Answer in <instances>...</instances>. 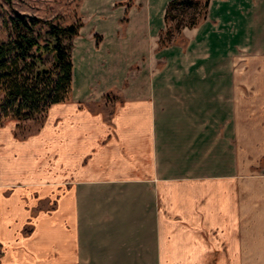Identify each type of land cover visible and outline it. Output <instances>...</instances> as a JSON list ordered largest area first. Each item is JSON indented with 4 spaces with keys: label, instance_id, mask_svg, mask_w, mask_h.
Instances as JSON below:
<instances>
[{
    "label": "crops",
    "instance_id": "obj_1",
    "mask_svg": "<svg viewBox=\"0 0 264 264\" xmlns=\"http://www.w3.org/2000/svg\"><path fill=\"white\" fill-rule=\"evenodd\" d=\"M209 1L170 67L141 39H75L67 98L30 132L0 124L6 264H264V133L237 110L264 82L216 66L252 47V12Z\"/></svg>",
    "mask_w": 264,
    "mask_h": 264
},
{
    "label": "rangeland",
    "instance_id": "obj_2",
    "mask_svg": "<svg viewBox=\"0 0 264 264\" xmlns=\"http://www.w3.org/2000/svg\"><path fill=\"white\" fill-rule=\"evenodd\" d=\"M159 0H0V38L6 37V21L9 16L13 14L14 10H19L28 14H35L39 17L52 20L54 23L69 25L72 23H81L78 34L73 37L72 54L74 52L75 39H95L93 42L96 48L101 52L106 49L111 50L118 46L114 44L112 39H120L122 42L126 41V46L132 39H141V48L144 46L145 55L148 52L153 53L156 47V55L158 57L157 67H170L169 61L164 58L166 49L164 46L172 44H180L186 46L188 37L182 31V36H179L175 42L168 45H160L157 41L160 32L165 27L164 12L165 3L158 2ZM169 1V0H167ZM166 1V3H168ZM210 4V2H209ZM230 4H238L249 7L248 10L252 12L253 25V39L252 47L245 51L241 45L238 44L237 54L227 59H222L221 68L240 67L249 68L248 75L237 76V82H244V79H251L253 84H260L264 82V0H230ZM210 6V5H209ZM206 12L208 17L209 12ZM198 23V24H199ZM197 24V25H198ZM195 26V25H194ZM192 27V26H191ZM187 28V27H185ZM184 30V29H183ZM144 39V40H143ZM156 39V40H155ZM144 41V42H143ZM156 41V44H155ZM142 49V53L144 50ZM98 50V51H99ZM245 52V54H244ZM172 55L171 53H169ZM144 55V57H145ZM211 62L204 65L212 67ZM189 66H197L189 64ZM224 78V77H222ZM228 79V77H227ZM254 89V88H253ZM255 90V89H254ZM253 96L245 102H238V114L253 117V127H257L264 133V98L262 94L252 91ZM227 105L224 107L226 108ZM222 108V110L224 109ZM228 111V108H226ZM45 112L41 113L35 118L18 119L12 116H6L0 119V124L14 119L19 120L22 125V132H30L36 128L37 123L40 122ZM254 164L257 162L264 164V136L260 139H254ZM260 172V173H259ZM256 173L263 174L262 171ZM5 253L0 251V264H6Z\"/></svg>",
    "mask_w": 264,
    "mask_h": 264
},
{
    "label": "trees",
    "instance_id": "obj_3",
    "mask_svg": "<svg viewBox=\"0 0 264 264\" xmlns=\"http://www.w3.org/2000/svg\"><path fill=\"white\" fill-rule=\"evenodd\" d=\"M160 45L175 42L185 27L206 17L209 0H169ZM81 23L63 25L14 10L0 38V119L35 118L72 88L73 37Z\"/></svg>",
    "mask_w": 264,
    "mask_h": 264
}]
</instances>
